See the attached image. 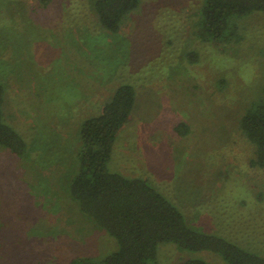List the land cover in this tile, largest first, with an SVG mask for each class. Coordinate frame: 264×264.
<instances>
[{
    "label": "rangeland",
    "instance_id": "obj_1",
    "mask_svg": "<svg viewBox=\"0 0 264 264\" xmlns=\"http://www.w3.org/2000/svg\"><path fill=\"white\" fill-rule=\"evenodd\" d=\"M96 1L0 0L2 110L28 147L18 156L0 146V264H70L118 249L71 184L84 120L124 84L137 101L111 171L146 181L192 229L264 258V168L239 127L264 99V13L238 18L243 39L221 44L196 34L203 0H143L118 33L98 25ZM189 259L228 264L175 243L160 244L155 262Z\"/></svg>",
    "mask_w": 264,
    "mask_h": 264
},
{
    "label": "trees",
    "instance_id": "obj_2",
    "mask_svg": "<svg viewBox=\"0 0 264 264\" xmlns=\"http://www.w3.org/2000/svg\"><path fill=\"white\" fill-rule=\"evenodd\" d=\"M142 1L97 0L98 25L118 33L125 17L137 10ZM255 12L264 13V0H203L195 24L196 34L207 42H239L243 35L236 20ZM187 57L190 62L199 60L197 52L190 51ZM136 101L134 86L121 85L101 113L87 118L81 126L80 168L72 181L71 194L80 203L82 212L114 237L119 247L103 259L75 258L70 264H149L156 261L158 247L163 243H175L195 252L212 251L228 264H264L263 257L224 237L192 229L183 213L146 181L111 171L109 164L115 142L129 122ZM3 103L4 89L0 85V146L23 156L28 151L27 144L5 122ZM239 124L255 147L256 157L252 164L264 168V99L254 102L241 116ZM176 130L187 135L190 127L180 123ZM181 264L207 263L189 259Z\"/></svg>",
    "mask_w": 264,
    "mask_h": 264
}]
</instances>
